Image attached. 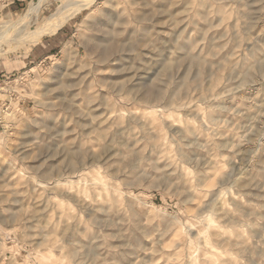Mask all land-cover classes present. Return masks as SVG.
I'll list each match as a JSON object with an SVG mask.
<instances>
[{"label": "rangeland", "instance_id": "1", "mask_svg": "<svg viewBox=\"0 0 264 264\" xmlns=\"http://www.w3.org/2000/svg\"><path fill=\"white\" fill-rule=\"evenodd\" d=\"M39 1L0 28L79 0ZM82 1L2 43L0 264H264V0Z\"/></svg>", "mask_w": 264, "mask_h": 264}, {"label": "bare ground", "instance_id": "2", "mask_svg": "<svg viewBox=\"0 0 264 264\" xmlns=\"http://www.w3.org/2000/svg\"><path fill=\"white\" fill-rule=\"evenodd\" d=\"M82 2H83L82 0H79L77 4L76 3H75V5L73 4L74 5V9L71 10V8H70V12H67V13L65 12L66 13L65 15L58 14L60 11L58 13L52 14L51 17L47 20V22L45 23V25L41 29L39 28L38 30H33V31H30V32H26L24 34H21V35H19V38H17V36L15 38H13L15 35L14 36L11 35L12 33L10 35L8 34V30L10 29V27H12V25L14 23L16 24L17 21H15V22H6L5 25H4V29H1L0 28L1 29L0 30V54L3 52V48H4V46H2L3 41H7L8 45L10 44V46H11V43H19L20 41L27 40V39H28V41H29V39L32 40V41H37L45 33L49 32L51 30H54V29L60 27L61 25H63V23L66 21V19H69V17L74 12H76V10L82 9L86 5H88V3H82ZM39 4H41V3H39ZM71 4L72 3H70V5ZM67 5L69 6V4H67ZM31 6H33V5H31ZM63 7L65 8V6H63ZM38 8H39L38 5L37 6H33L29 10V12L31 13L32 11H38ZM66 8H67V6H66ZM60 10H61V8H60ZM126 45L127 44L123 43V41H121V40L120 41H117V42H114V43L112 42L111 45H110L111 48L110 49L109 48H106L103 55L105 57L110 58L111 61H114L116 63H119L122 60L125 51L127 50L126 49ZM154 55L157 56L158 54L155 53ZM147 63H148L147 61H144V63H143V65L146 66L145 68L148 67L147 66L148 65ZM142 71L143 72L141 73V75L139 74V76H138L139 79L143 77L142 74L144 72H146V69H144ZM157 112H158V110L155 109L152 113H153V115L156 116ZM166 113H168V112H166ZM231 163H232V165H235L236 164L235 161H231ZM229 177H230V174L226 175L225 178H224V180H223V182L226 179H229ZM236 180L237 181H241V182L243 181L241 178H237ZM107 187H108L107 182L104 180V178L102 176H100V174L95 170V168H88V167H86V199H88L93 193H95V194L97 193L99 195L102 194V191L108 190ZM216 205H217V210L218 211H225V203L222 202V200H220L219 202H217ZM212 222H213V220L211 219V220H209V223H206V225L209 228H211V229L214 228V225L212 224ZM214 232L218 236V238L221 239V242H222V238H224V237H223L221 231L218 230V229L217 230L214 229ZM205 233H206V231L203 228H200L199 229L200 237H207V235ZM221 242H219V244ZM232 244H234V243H232ZM247 251L250 254L252 252H255L256 250H251L250 248H247ZM252 264H255V263L252 262Z\"/></svg>", "mask_w": 264, "mask_h": 264}]
</instances>
